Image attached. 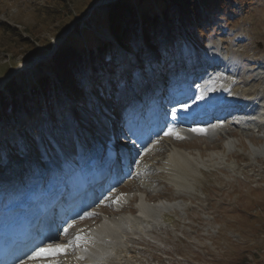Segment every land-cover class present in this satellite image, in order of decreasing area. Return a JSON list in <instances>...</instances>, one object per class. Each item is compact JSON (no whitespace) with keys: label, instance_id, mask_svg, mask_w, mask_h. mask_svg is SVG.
<instances>
[{"label":"rangeland","instance_id":"rangeland-1","mask_svg":"<svg viewBox=\"0 0 264 264\" xmlns=\"http://www.w3.org/2000/svg\"><path fill=\"white\" fill-rule=\"evenodd\" d=\"M99 1L0 0V93H5L0 98L1 182H5L16 167L19 173L13 177L17 176L18 184L25 183L23 171L29 173L36 170L38 161L44 160L42 156L46 149L42 146L40 132L44 135L47 148L55 152L52 139L69 132L78 114L79 130L88 123V114L92 111L100 117L94 107V98L93 101L86 98L83 105L79 102L78 113L71 109L72 104L53 109L64 105L63 96H51L45 105L38 87H44L47 79L52 81L49 86H53L62 73L60 81L69 79L70 85L78 89L74 92L75 96H79L81 89L86 95L95 89L94 93L108 100L119 80L136 82L138 75L135 69L141 63H145L143 71L146 72L150 70V60L159 61L158 79L159 73L167 69L163 70L162 66L176 60L172 55L179 50L176 37L190 38L183 30L185 26L169 31L171 22L163 19L165 27L162 25L158 29L160 31L148 34V38L139 37L138 30L134 33L128 27L125 33L129 36L130 49L123 50L106 27V14L111 10H107V5L114 4L116 0ZM175 3L169 16H181L179 3L187 10L194 7L198 20L202 18L200 24L196 23L198 20H193L191 31L195 34L191 35L194 40L201 43L198 50L202 52L199 54L202 61L209 57L220 59L223 67L220 69L228 71L227 76L235 77V81L243 80V84L240 82L237 85L238 92L256 91L254 104L263 115L250 130L232 128L230 130L235 136L223 140L213 135L203 138L197 148L184 151L182 156L191 166L188 178L187 174L181 177L173 172L174 169L171 171V164L167 161L172 155L177 157L180 150L170 145L163 152L160 150L162 157L167 153L166 160H150L146 167L150 174L148 178L131 184L132 192L121 196L126 206L117 213H106L110 219H125L131 224L123 225L126 228L116 232L119 239L114 240L115 246L108 245L111 246L108 250L112 251L105 260L108 264H264V0H177ZM193 3L194 6L191 5ZM203 4L214 9L211 12V9L201 11ZM147 6L135 7L140 20L139 9L149 12ZM164 6L168 5L164 3ZM190 12L189 16H193L194 13ZM158 14L164 17L165 13L161 11ZM221 15L226 16L225 19H221ZM208 16L212 19L209 20ZM62 18L68 20L65 25L61 24ZM72 19L75 21L71 24ZM119 22L122 30L127 23L132 25L129 10L123 11ZM156 33L158 42L154 38ZM87 37L91 40L89 47L98 46V41L109 46L101 53L103 59L98 58L106 62L112 56L106 66L109 70L103 71L102 79L96 69L90 68L93 59L90 56L87 62L81 58L82 61L78 62L75 54H69L63 61L56 62L64 56L59 55L60 50H64V44L78 39L85 43ZM153 42L160 48L166 45L171 50L170 61L160 62L158 55L148 53L147 47L156 50ZM204 49L209 52L204 54ZM114 65L118 69L115 74L111 73ZM170 70L171 78L184 74L183 70L179 73L176 69ZM170 73L166 79L170 78ZM94 76L99 77L102 85L94 87ZM23 80L24 88L34 83L32 87L37 91L30 103H24V108L19 103L25 89H20L22 86L18 85ZM159 82L156 80L157 87ZM8 86L13 90L8 91ZM65 88L62 85L64 91ZM119 90L122 92L121 87ZM10 92L15 94L8 96ZM8 99H16L12 104L17 106L14 111L18 120L3 116L13 111L11 103H3ZM52 109L55 114L53 119L49 117ZM31 115L42 121L38 123L37 119V128L25 127ZM223 135H226L225 132ZM25 138L26 142H21L20 139ZM207 144H218L222 150L208 148ZM199 150L204 152V157H199ZM228 156L232 158L228 159ZM139 198L150 208L148 214L157 218L155 223H134L139 217L129 215V209L136 208L133 202L139 201ZM103 248L106 252V247Z\"/></svg>","mask_w":264,"mask_h":264},{"label":"trees","instance_id":"trees-1","mask_svg":"<svg viewBox=\"0 0 264 264\" xmlns=\"http://www.w3.org/2000/svg\"><path fill=\"white\" fill-rule=\"evenodd\" d=\"M157 1L159 2V4L161 5L162 8L164 7V3L166 4L165 0H157ZM171 1L177 2V0H171ZM178 1L180 2V1H183V0H178ZM194 3L191 4V5L194 6ZM142 4H147L148 5L147 9H149V12H145V10L139 9V12H140V15H141V20H140V18L138 19L139 15H137L138 13H136V10H135L136 8L135 7H137V6L140 7V6H142ZM179 6H181V5L179 4ZM110 9L111 10L108 11L107 14H106V20H107L106 27L108 28L110 33L116 39H118L120 42L124 41V40L126 41L125 32L128 31V27H131L133 29V28H135V24L141 23V21H142V23L144 25V32L148 31V29H156L157 28V20H156V16H155V9H154V7L152 5L151 0H146V1H144V0H135L134 2H132V0H117L114 4H112L110 6ZM126 9L130 11V20H131L132 25L130 26V24L127 23L125 25L126 27L122 30V26H121V24L119 22V19H120V16L122 15L123 11L126 10ZM167 9H168V7L167 8L165 7L164 9H162V11L164 13L168 14L167 13ZM181 9H182V11H181L182 13H186L188 11H195V9H193V7H189V10L187 11L185 5H182L180 10ZM150 19H151V21H150ZM71 21H70V23H71ZM104 21L105 20L103 19V22ZM67 22H68V20L65 18V19H63L61 24L65 25ZM145 34L148 37V34L147 33H145ZM86 39H87L88 43H91L90 37H87ZM98 42L100 43L98 46H96V44H95V46L89 47V50L87 51V50H85L86 48L83 47L84 43L80 42L79 39L77 41L72 40V41H70L69 44L66 43V44L63 45V49L64 50L63 51L60 50L59 55L61 56V54H62L64 56H61L62 60L58 59L56 62L63 61V59L66 58V55L68 56L69 54H75L76 55V59H77L78 62L82 61V60H86L89 56L93 57L94 48L101 53L103 51V48L105 47L102 42H100V41H98ZM31 47L36 49L35 46H33L32 44H31ZM36 50H34V51L36 52ZM79 58H81L82 60L79 59ZM94 63H95V61H94ZM61 75H62V73H61ZM61 75H60V80L62 79ZM60 80H57V82H58L57 85H54V86L50 87L49 86V79H48V81L46 82L45 86L41 87V93L43 94V97L45 98L46 105H47V103L49 101V98L51 96H59V95L66 96L64 90L62 89V85L64 87H67L69 90L73 89V86L70 85L71 82H70L69 79H65V81H63V82H61ZM7 90L8 91H12L13 89L10 86H8ZM34 90H35V88H33V91ZM10 93L14 95V92H10ZM0 94L4 95L3 92L0 93ZM14 102H16V99H9V101L6 102V103H11V105H13L12 103H14ZM28 102H29V98L27 96V91L25 90L24 94H23V97L20 100L19 104L22 105V107H23ZM5 116L6 117L10 116L13 119H16V112L12 111L10 114H6Z\"/></svg>","mask_w":264,"mask_h":264},{"label":"bare ground","instance_id":"bare-ground-1","mask_svg":"<svg viewBox=\"0 0 264 264\" xmlns=\"http://www.w3.org/2000/svg\"><path fill=\"white\" fill-rule=\"evenodd\" d=\"M162 11V10H161ZM171 11V8L170 7H168V9H167V13L169 14V12ZM86 61V60H85ZM151 62H153V60H151ZM129 65V64H128ZM215 66H217V67H221L222 65L219 63V62H217V64H215ZM1 79H3V77L1 78ZM0 81H2V80H0ZM56 84H54V85H57L58 84V82H57V78H56ZM52 81H50L49 80V83H51ZM53 85V86H54ZM33 86V84L31 83L30 85H29V87L27 88V96H28V98H29V102L28 103H30V101H31V97L34 95V94H36L35 92H37L36 91V88L35 87H32ZM50 87H52V86H50ZM33 88H35V90L33 91ZM39 88V93L42 95V98H43V103L46 105V102H45V98L43 97V94L41 93V87H38ZM256 90V89H255ZM27 103V104H28ZM25 106H23V108H24ZM6 117V116H5ZM11 119H13L12 117H11ZM13 120H16V119H13ZM264 128V127H263ZM262 128V129H263ZM261 129V130H262ZM200 142H196V141H194V140H190V141H188V144L189 145H192L193 147H197V145L199 144ZM255 143H257L256 141H255ZM209 146V145H208ZM210 147V146H209ZM214 147H218L220 150H221V147L220 146H214ZM199 154L200 155H204V152L203 151H199ZM229 158H232L231 156H228V159ZM11 162V161H10ZM171 165H173V168H172V170L174 169V171H176L177 173H179L180 175H181V177H183L185 174H187V176H186V178H188L189 177V172H190V169H189V171L183 166V168L182 167H180V166H178V165H175V164H171ZM186 165V164H185ZM187 170V171H186ZM18 171V168H13V172L15 173V172H17ZM173 173V172H172ZM1 180L2 179H0V182H1ZM5 181H6V178H5ZM3 187H4V185H3ZM139 209L141 210V211H145L146 212V219H149V221L150 222H152V223H155L156 222V219L157 218H155L154 217V215L152 214H148L149 212H150V208H147L146 206H143L142 205V203H140V207H139ZM134 226H138L137 224H135ZM121 227H122V223L121 224H119V223H115V224H113L112 226H104V227H102L100 230H102L103 231V234H101V233H99L100 235H104V236H106V237H109V238H111V239H113V240H118L119 238L116 236V232L119 230V229H121ZM104 236H102V237H104ZM101 237V238H102ZM95 240H96V237H95ZM110 244H112L113 246H115V242H113L112 241V243H108V242H106L105 240H101V243H99V244H97L96 245V248L95 249H92V252L93 253H95L96 251H104V248L103 247H107L108 245H110ZM112 250H107L105 253H110Z\"/></svg>","mask_w":264,"mask_h":264},{"label":"snow or ice","instance_id":"snow-or-ice-1","mask_svg":"<svg viewBox=\"0 0 264 264\" xmlns=\"http://www.w3.org/2000/svg\"><path fill=\"white\" fill-rule=\"evenodd\" d=\"M202 98L203 97H201V96H197V100H200ZM181 107L183 109H187L189 107V105L184 103V104L181 105ZM175 112H176V109H173V113H174L173 118L174 119L176 118L175 117ZM191 130L192 131H202V129H191ZM173 134H175V133H174L172 128H168L167 131L164 132L165 136L173 135ZM105 199H107V197ZM93 215H95V213L86 211L80 217V219L83 220V219L91 217ZM72 227H73V225L69 224L67 227H65L63 229V233L62 234H64V235L68 234L69 230ZM81 239H82V237L79 234H77L76 236L73 237L72 240L68 241V243L64 244V245H49L47 248H42V247L37 246V248L34 251H32L31 255L28 256V259H30V260L47 259L50 255L66 254L68 248L72 247V246H78L79 242L81 241ZM22 264H23V262H22Z\"/></svg>","mask_w":264,"mask_h":264},{"label":"water","instance_id":"water-1","mask_svg":"<svg viewBox=\"0 0 264 264\" xmlns=\"http://www.w3.org/2000/svg\"><path fill=\"white\" fill-rule=\"evenodd\" d=\"M104 1H106V0H100L99 3H100V2H104ZM95 6H96V5H95Z\"/></svg>","mask_w":264,"mask_h":264}]
</instances>
